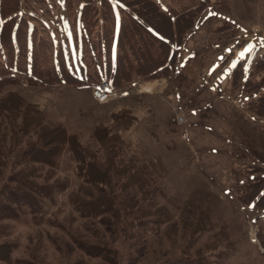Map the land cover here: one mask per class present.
<instances>
[{"label": "rangeland", "instance_id": "obj_1", "mask_svg": "<svg viewBox=\"0 0 264 264\" xmlns=\"http://www.w3.org/2000/svg\"><path fill=\"white\" fill-rule=\"evenodd\" d=\"M46 1L26 9L19 0L17 15L35 17L19 33L27 40L24 56L17 42L12 53L0 44V72L12 80L0 86V96L18 93L0 105V195L10 193L7 178L24 170H33L35 184L55 186L50 195L32 192L36 210L0 218V246L10 248L0 264H264V207L247 201L253 181L264 185V115L249 106L264 83L253 93L231 77L243 50L209 71L213 55L236 36L249 51L240 58L242 75L264 58V0H156L174 13L203 5L173 46L174 68L136 77L102 102L91 92L106 77L92 45L103 33L100 12L87 32L77 0ZM61 66L86 80L85 69L97 82H45L53 75L46 71L60 73ZM148 81H155L150 90L137 89ZM29 118L75 139L106 180H84L67 149L55 169L21 156L29 142L39 143L37 128L23 133ZM75 196L112 204L83 214Z\"/></svg>", "mask_w": 264, "mask_h": 264}, {"label": "trees", "instance_id": "obj_2", "mask_svg": "<svg viewBox=\"0 0 264 264\" xmlns=\"http://www.w3.org/2000/svg\"><path fill=\"white\" fill-rule=\"evenodd\" d=\"M77 1L80 4L79 15L82 18L83 29L87 32L92 30L89 25L90 18L96 24L98 13L101 14L103 33L101 38H98V42H92V45L96 56L99 57L98 60L101 61L103 73L110 79L111 86L114 88H120L136 77L156 78L160 74H168L176 63L177 51L173 49V46L179 44L185 31L193 26L194 17L203 6L202 4L196 7L187 6L182 11L174 13L172 9H170V12L162 9L156 0H100V9L96 7L93 0ZM24 2L26 9H35L36 5L46 7L47 1L24 0ZM19 5V0H0V44L12 53L15 42H17L19 50L20 48L23 50L24 56L27 50V40L25 38L20 40L19 33L22 31L25 33L23 27L27 19L34 21L35 17L30 13L18 16ZM102 55L104 56L103 62ZM240 64L238 62L233 67L231 77L234 76L238 79L237 85L242 80V88L251 87L249 92H256L264 83V58L254 63L255 65L251 68L252 72L249 69L247 75L245 73L242 75ZM53 70L52 68L46 71L45 74L52 72L53 75L49 79L45 77V82L58 83L64 81L66 84L84 85L87 82L91 81L93 83L96 81L94 75L85 69L80 70V72L86 80L70 71H64L62 66L59 67L60 73L53 72ZM250 75L254 77L248 85ZM10 81L12 80L6 78L3 72H0V86ZM29 82L32 83L33 81ZM16 94L18 93L15 90H7L4 95L0 96V105L8 103V100L15 102ZM249 106L251 108L255 107L254 109L258 111V115H264V91L259 92L255 99L249 102ZM29 120L30 123L25 122L24 128L22 127L23 133H28L32 127L37 128L40 132L38 136L39 143L29 142V148L24 153H22L23 151L20 152L21 156L26 154L30 161H41L49 168L55 169L59 157L67 149L76 161V172L84 180L90 183L106 180L102 169L89 161L91 157L89 151L81 148L75 139L65 138L63 131L59 133L53 127L42 125L38 119L29 118ZM13 131V137L19 140L17 130L14 129ZM4 136V133L0 134L1 139ZM1 152L0 149V155ZM32 174L33 170H24L13 173L7 178L9 184H6V187L10 193L0 195V218L5 216L17 217L24 212V208L36 210L38 206L35 207V202H37L36 197L38 198V195H33L32 192L38 191L51 194L50 190L54 188L55 183L48 184V187H42L29 179ZM249 187L250 197L247 201L255 200L256 205L264 207V185L259 181H253ZM91 199L76 196L71 198L73 206L83 214H99L105 209V206L110 208L112 204V200L102 197ZM5 247L7 246H0V259L9 260L10 248ZM100 251L96 249L88 250L89 253L92 252L93 254H99ZM164 264L202 263H198L193 259H179Z\"/></svg>", "mask_w": 264, "mask_h": 264}, {"label": "crops", "instance_id": "obj_3", "mask_svg": "<svg viewBox=\"0 0 264 264\" xmlns=\"http://www.w3.org/2000/svg\"><path fill=\"white\" fill-rule=\"evenodd\" d=\"M239 36V35H238ZM237 37V36H236ZM236 37L233 38V42L232 44H229L227 45L225 48H222L223 50H221V52L217 53V54H214L213 57H212V60L211 62L209 63V71H213L215 68L218 67V65L221 63V61L223 59H225L230 53L231 51L234 50L235 51H241V50H247L245 49L246 47L245 46H240V43L244 40L242 37H237V38H240V39H237ZM239 45V46H238ZM232 46H234L235 48L232 49ZM236 49V50H235ZM257 51L260 52V50L258 49ZM247 51H242V54H239L238 56L240 57H237V55L235 54L232 58H236L234 61H236L237 63L240 62V58H242V56L246 53ZM264 53H262L261 55H263ZM260 55V56H261ZM220 56V57H219ZM236 56V57H235ZM264 56V55H263ZM218 59V63L217 64H214L215 60Z\"/></svg>", "mask_w": 264, "mask_h": 264}, {"label": "built area", "instance_id": "obj_4", "mask_svg": "<svg viewBox=\"0 0 264 264\" xmlns=\"http://www.w3.org/2000/svg\"><path fill=\"white\" fill-rule=\"evenodd\" d=\"M92 95L99 101H107L116 96L117 90L111 87L108 79L101 78L99 82L94 84L91 89ZM183 118V117H182Z\"/></svg>", "mask_w": 264, "mask_h": 264}, {"label": "bare ground", "instance_id": "obj_5", "mask_svg": "<svg viewBox=\"0 0 264 264\" xmlns=\"http://www.w3.org/2000/svg\"><path fill=\"white\" fill-rule=\"evenodd\" d=\"M155 85V81L146 82L137 87L139 90H150ZM136 89V88H135Z\"/></svg>", "mask_w": 264, "mask_h": 264}]
</instances>
